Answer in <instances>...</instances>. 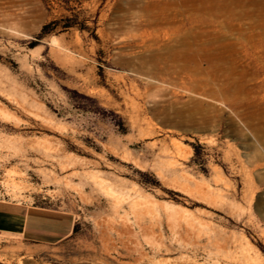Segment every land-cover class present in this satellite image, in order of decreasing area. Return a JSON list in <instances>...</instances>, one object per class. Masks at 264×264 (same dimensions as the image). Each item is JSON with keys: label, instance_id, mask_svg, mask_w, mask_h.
<instances>
[{"label": "rangeland", "instance_id": "374dc122", "mask_svg": "<svg viewBox=\"0 0 264 264\" xmlns=\"http://www.w3.org/2000/svg\"><path fill=\"white\" fill-rule=\"evenodd\" d=\"M198 1L0 0V200L74 219L0 264H264V11Z\"/></svg>", "mask_w": 264, "mask_h": 264}, {"label": "crops", "instance_id": "0c3cea01", "mask_svg": "<svg viewBox=\"0 0 264 264\" xmlns=\"http://www.w3.org/2000/svg\"><path fill=\"white\" fill-rule=\"evenodd\" d=\"M74 219L69 213L32 206L26 202L0 200V233L29 243L55 245L72 232Z\"/></svg>", "mask_w": 264, "mask_h": 264}, {"label": "bare ground", "instance_id": "6f19581e", "mask_svg": "<svg viewBox=\"0 0 264 264\" xmlns=\"http://www.w3.org/2000/svg\"><path fill=\"white\" fill-rule=\"evenodd\" d=\"M184 1H186V0H184ZM188 1V0H187ZM201 1V0H200ZM200 1H198V2H200ZM210 1V0H209ZM212 1H214V0H212ZM212 1H210L209 2V4H208V6H205L204 5V2H203V4H201V5H203V8H201V10L203 9V10H205V13H206V11L208 12H218V13H223V14H226V16L227 17H230L231 19H235V18H237V17H251V15H253V14H255L257 17H262L263 15H262V12L264 11V0H218L217 2H215V3H213ZM195 2V1H194ZM208 2V1H207ZM191 4H193V3H191ZM188 5V4H187ZM186 6V5H185ZM187 7V6H186ZM191 7V6H190ZM197 7V6H196ZM187 8H189V5H188V7ZM192 8V7H191ZM195 8V7H194ZM198 11V10H197ZM237 11V12H236ZM253 13V14H252ZM217 15V14H216ZM219 15V14H218ZM217 15V16H218ZM158 17V16H157ZM155 19H156V17H154ZM163 18V17H162ZM158 19V18H157ZM167 20H168V18H166ZM161 20V19H160ZM158 21V20H157ZM263 21H264V17H263ZM162 22V21H161ZM163 22H165V21H163ZM169 22V21H168ZM166 23V22H165ZM252 26L251 27H253V24H251ZM154 26V25H153ZM262 26H263V24H262ZM255 27V26H254ZM260 27V26H259ZM264 27V26H263ZM252 29H254V28H252ZM263 29V28H262ZM212 32H214V31H212ZM211 32V33H212ZM196 33V32H195ZM217 33V32H216ZM224 33V32H223ZM226 33H228V32H226ZM221 34V33H220ZM219 34V36H221ZM173 35V34H172ZM187 35V34H186ZM191 35H192V33H191ZM194 35V34H193ZM209 35H212V34H210L209 33ZM225 35V34H224ZM183 36H184V34H183ZM216 36V35H215ZM206 37H208L207 35H206ZM212 37H213V35H212ZM217 37V36H216ZM216 37H213L212 39H208L207 40V44L209 45V44H211V45H213V43L217 40V38ZM222 37V36H221ZM224 37V36H223ZM177 38H179V37H177ZM204 38V37H203ZM176 39V38H175ZM219 39V38H218ZM221 39H224V38H221ZM227 38H225V40H226ZM173 39L171 38V41H172ZM188 40H190L189 38H188ZM204 40H206L205 38H204ZM224 40V41H225ZM175 41L176 40H174L173 42L175 43ZM200 41V40H199ZM222 41V40H221ZM172 42V43H173ZM177 42V41H176ZM181 42H182V44L181 45H183V46H186L187 48H189V50L190 51H192L190 54H189V56L187 57V60H188V62L189 61H191V63L192 62H195L196 63V58H197V55H198V51L197 50H195V49H190V47L191 46H193V43H191V42H188L187 41V39L185 38V40L183 39V41H182V39H181ZM181 42H179V43H181ZM226 42H227V40H226ZM171 43V42H170ZM200 43V42H199ZM228 44L230 43V42H227ZM197 44V43H196ZM195 45V44H194ZM199 44H197V46H198ZM200 45H202V44H200ZM218 45V44H217ZM234 46H235V44H233ZM170 47L172 46V44H170L169 45ZM168 46V47H169ZM176 46V45H175ZM174 46V47H175ZM178 46V45H177ZM195 47H196V45H195ZM205 47V46H204ZM218 47V46H217ZM176 48L177 47H175V51L173 50V52H172V57L173 58H178V53L176 52ZM198 48H200V47H198ZM198 48H196V49H198ZM201 48H203V47H201ZM171 50V49H170ZM178 50V49H177ZM186 51H187V49H185ZM204 50H206L207 51V48L206 49H204ZM179 51V50H178ZM183 51V50H182ZM189 51V52H190ZM171 52V51H170ZM233 52V47L232 46H230V45H225L224 44V46H221L220 48H214V47H212V48H210V50L208 49V52H207V54H206V58H205V61H207L208 62V64H210L211 66H210V70L211 71H215V70H218L219 69V67L218 66H216V65H214V61H217V62H224L225 60H227L228 58H227V53H229L228 55H230V53H232ZM182 53V52H181ZM202 53V52H201ZM226 53V54H225ZM180 54V53H179ZM162 55V54H161ZM167 55V54H166ZM182 54H180V56H181ZM188 55V54H187ZM204 55V54H203ZM156 56V55H155ZM158 56H159V54H158ZM157 56V57H158ZM163 56V55H162ZM170 56V55H169ZM160 58H161V56H159ZM171 57V58H172ZM182 58V57H181ZM186 58V57H185ZM203 58H204V56H203ZM151 59H152V57H151ZM165 59V58H164ZM170 59V58H169ZM230 59V58H229ZM147 60V59H146ZM159 58L157 59V62H158V64H159ZM161 60V59H160ZM230 60H232V59H230ZM182 61H183V59H182ZM201 61H203V60H201ZM227 62V61H226ZM144 63H147L148 64V61L147 62H144ZM154 63V62H153ZM162 63V62H161ZM163 63H164V60H163ZM166 63H167V61H166ZM200 62H198V64H199ZM216 63V62H215ZM236 63V62H235ZM151 64V63H150ZM157 64V63H156ZM187 64V63H186ZM224 64V63H223ZM237 64V63H236ZM146 65V64H145ZM161 65V64H160ZM159 65V66H160ZM226 65V64H225ZM235 65V64H234ZM182 66V65H181ZM197 66V65H196ZM208 66V65H207ZM220 66V65H219ZM143 67V66H142ZM154 67V70H155V67L156 66H153ZM166 67V66H165ZM176 67V66H175ZM183 68H184V66H182ZM206 67V66H205ZM225 67H227V66H225ZM224 67V68H225ZM146 68V67H145ZM168 68V67H167ZM186 68V67H185ZM237 68V67H236ZM236 68H231L230 69V72L232 73V74H234V72L236 73ZM169 69V68H168ZM181 69V68H180ZM190 69V68H189ZM195 69V68H194ZM207 69V68H206ZM209 69V68H208ZM142 70V72H143V69H140L139 71H141ZM147 70V69H146ZM171 70V69H170ZM193 70V69H192ZM204 70H205V68H204ZM158 71V70H157ZM160 71H161V69H160ZM191 71V70H190ZM228 71V70H227ZM239 71V70H238ZM243 71H245V70H243ZM152 72H154L155 73V71H152ZM171 72V71H170ZM180 72V71H179ZM182 72V71H181ZM180 72V73H181ZM192 72V71H191ZM197 72H199V71H197ZM146 73V72H145ZM148 73V72H147ZM150 73V72H149ZM160 73V72H159ZM178 73V72H177ZM215 73V72H214ZM202 74H204V73H202ZM210 74V73H209ZM227 74V73H226ZM178 75V74H177ZM180 75V74H179ZM215 75V74H214ZM213 75V76H214ZM218 75V74H217ZM237 75H239V79H242V77H243V75H244V73H237ZM207 78V77H206ZM226 78V77H225ZM201 79H204V78H201ZM213 79V78H212ZM234 79V78H233ZM196 80V79H195ZM213 80H215V79H213ZM230 80V79H229ZM205 81V80H204ZM243 81V80H242ZM242 81L241 80H239V81H231V82H228V83H226V87H225V91H227V90H232V91H236V92H239L240 90H242L243 88H244V85L242 84ZM244 82V81H243ZM193 84V83H192ZM206 84V83H205ZM195 86H196V84H194ZM189 86V85H188ZM213 88V87H212ZM210 89V88H209ZM197 108V107H196ZM176 112V111H175ZM191 116V115H190ZM192 118H194V117H192ZM189 120V119H188ZM192 120V119H191ZM177 121H179V120H177ZM176 121V122H177ZM187 121V120H186ZM170 122H173V121H170ZM175 122V123H176ZM178 123V122H177ZM184 123H186V122H184ZM179 124H180V122H179ZM182 124V123H181ZM194 124H195V122H194ZM178 125V124H177ZM183 125V124H182ZM134 205H135V203H133ZM143 212V211H142ZM141 214V213H140ZM143 216V215H142ZM183 239H184V237H183ZM180 240V239H179ZM217 240V239H216ZM182 241V240H181ZM184 241V240H183ZM182 241V242H183ZM191 241V240H190ZM193 241V240H192ZM199 241V240H198ZM200 243V242H199ZM184 244V243H183ZM195 244H196V242H195ZM202 244V243H201ZM200 244V245H201ZM219 244H221V245H223V243H219ZM204 245V244H203ZM182 246V245H181ZM184 246H185V244H184ZM184 246H183V248H184ZM208 246V245H207ZM213 246V245H212ZM198 247V246H197ZM200 247V246H199ZM223 247V246H222ZM182 248V249H183ZM193 248V247H192ZM201 248V247H200ZM206 249V248H205ZM223 249V248H222ZM196 251H197V248H196ZM199 251V250H198ZM197 251V252H198ZM221 251V250H220ZM223 251V250H222ZM236 264V263H235Z\"/></svg>", "mask_w": 264, "mask_h": 264}, {"label": "trees", "instance_id": "16d2710c", "mask_svg": "<svg viewBox=\"0 0 264 264\" xmlns=\"http://www.w3.org/2000/svg\"><path fill=\"white\" fill-rule=\"evenodd\" d=\"M47 27H48V26H45V27H44V29H43V31H44V32H43V35L47 34V32H46Z\"/></svg>", "mask_w": 264, "mask_h": 264}]
</instances>
